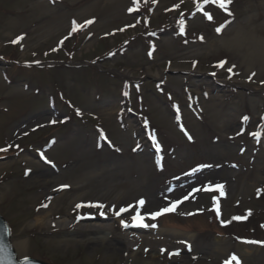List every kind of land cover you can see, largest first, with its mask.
Masks as SVG:
<instances>
[{
    "label": "rangeland",
    "instance_id": "rangeland-1",
    "mask_svg": "<svg viewBox=\"0 0 264 264\" xmlns=\"http://www.w3.org/2000/svg\"><path fill=\"white\" fill-rule=\"evenodd\" d=\"M229 10L205 4L210 21L194 0H0V212L19 258L264 264V135H252L264 131V0H233ZM209 184L225 194L193 196ZM140 199L142 209L113 214ZM136 211L149 227L128 228L188 241L184 259L161 243L129 252L121 235L102 243L76 226L131 225ZM47 214L52 224L38 225ZM63 218L73 224L58 225Z\"/></svg>",
    "mask_w": 264,
    "mask_h": 264
},
{
    "label": "snow or ice",
    "instance_id": "snow-or-ice-1",
    "mask_svg": "<svg viewBox=\"0 0 264 264\" xmlns=\"http://www.w3.org/2000/svg\"><path fill=\"white\" fill-rule=\"evenodd\" d=\"M136 3L139 2V0H135ZM155 2V0H154ZM209 2H211L212 4H215L217 7H219L220 9H222L223 11H225L228 15H232L231 11L229 10V6L232 4L233 0H203V3L201 2V0H194V3H195V6L197 8L198 11H201L203 12V15L208 19V20H212L213 19V16L207 12V11H204V5L205 4H208ZM176 7L178 8L179 5H176ZM75 27L73 28V32L77 31V30H82L85 26L91 24V23H94V21H86L85 22V25H79V24H75V22H73ZM180 24H181V31H183L185 25H184V21L181 20L180 21ZM227 25H224V27H226ZM223 29L222 28H217L216 31L219 33L221 32ZM202 39V38H201ZM63 43V42H61ZM55 50V49H54ZM227 63V61H222L220 62L217 67L219 68H223L224 65ZM230 73L233 71V69L230 67L227 69ZM213 75H215L213 73ZM252 75L254 76L255 73H252ZM231 78V77H229ZM244 120L247 121L248 120V117H244ZM53 123H55L53 121ZM253 137L254 138H259L261 137V135H264V131L262 132H253L252 133ZM189 139H191V136L188 137ZM153 139H155L153 137ZM156 147L157 149L159 150L160 146L159 144L157 143L156 144ZM6 149H0V151H4ZM200 191H216V192H219L221 196H223L225 193H224V185L223 184H217L215 186L209 184L207 185L206 187L204 188H196L194 189L193 191V196H194V193L195 192H200ZM262 193H264V190H260ZM189 197L188 196H185L184 199H188ZM146 201L143 200V199H140L138 202H137V205H131V206H128V207H123V208H120L119 210H117L114 206L112 208V212L115 216L119 217L121 216L122 214L124 213H128V212H131L134 208H136L137 206L139 208H143L144 205H145ZM180 203H183V200H179V201H175V202H172L171 205L169 207H165V208H162L161 210L157 211V212H154V213H151L150 214V218L151 219H156L157 217L161 216V215H164L166 213H171V212H175L176 208L179 206ZM214 204H215V211L217 213V215L219 216L220 215V206H219V200L214 198ZM46 207V205H45ZM77 207H81V205H77ZM89 207H99V208H103L105 207L103 204H99V205H89ZM103 215V213H101ZM248 215H251V212L248 213ZM234 220H242V219H246V217H240V216H236V217H233ZM144 220H145V216L141 215V212L140 211H136L134 215L131 216V221H132V224L129 225V223H127L126 221L124 220H121V224L122 226L127 229L128 227L130 226H133V227H149V225L145 224L144 223ZM221 223H224L223 221H221ZM152 227H155V225H151ZM181 243H186V242H181ZM250 243H256L255 241H252ZM189 251L191 250V245H187ZM172 255H179V252H175V253H172ZM233 262H235V264H240L238 258L233 255L231 257L230 260L226 261V264H233Z\"/></svg>",
    "mask_w": 264,
    "mask_h": 264
},
{
    "label": "bare ground",
    "instance_id": "bare-ground-1",
    "mask_svg": "<svg viewBox=\"0 0 264 264\" xmlns=\"http://www.w3.org/2000/svg\"><path fill=\"white\" fill-rule=\"evenodd\" d=\"M214 174V173H213ZM43 196V194L41 195ZM80 197V196H78ZM44 198V196H43ZM81 198V197H80ZM78 200V199H77ZM75 201V203H77L78 201ZM74 203V204H75ZM54 208L55 205H53ZM50 212V211H49ZM53 214H47V215H44V216H40L36 223L40 226H50V224L52 223H48L46 222L47 220V217L48 216H52ZM61 221H58L57 224L60 225V226H68V225H71L73 224V222L70 224L68 223V220L66 218H63V219H60ZM121 223H120V227L114 225V224H102V223H91V224H88V225H76L78 229L80 228H83V231H85V234L86 235H93V236H100L97 240L98 241H101L102 243H105L107 242L109 239H112L114 237H116L117 235H121L122 238L119 239V241L121 242L122 244V249H128V251L130 249H133L134 247L136 246H139L138 248L139 249H142L141 247L143 246V253L145 251V248L147 247H144L145 244H154V246L156 247L157 245H159L160 243L162 245L159 246V249L161 250L162 247L165 246H168L170 247L173 252H176V251H182V248H188L187 245H189L190 243L184 239H172V238H167L165 236H159V233H158V236L152 234L151 232H149L148 230H142L140 231V233H136L135 231H126L124 229H122L121 227ZM146 233V234H144ZM190 238L191 240L193 239L192 237H188ZM186 242V243H181V242ZM112 247V250L117 251V249L110 244V248ZM119 250V249H118ZM134 250V249H133ZM130 252V251H129ZM182 253V252H181ZM181 253L179 255L178 258H183L181 256ZM133 254L134 253H130V257H133ZM150 259L154 260V261H157L158 257L157 256H160V252L159 251H151L150 253ZM248 254V253H247ZM160 258V257H159ZM184 259V258H183Z\"/></svg>",
    "mask_w": 264,
    "mask_h": 264
},
{
    "label": "water",
    "instance_id": "water-1",
    "mask_svg": "<svg viewBox=\"0 0 264 264\" xmlns=\"http://www.w3.org/2000/svg\"><path fill=\"white\" fill-rule=\"evenodd\" d=\"M9 233L6 222L0 217V264H45L33 259L19 261L11 246Z\"/></svg>",
    "mask_w": 264,
    "mask_h": 264
}]
</instances>
